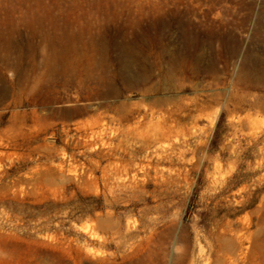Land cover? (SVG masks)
Here are the masks:
<instances>
[{
  "label": "rangeland",
  "instance_id": "rangeland-1",
  "mask_svg": "<svg viewBox=\"0 0 264 264\" xmlns=\"http://www.w3.org/2000/svg\"><path fill=\"white\" fill-rule=\"evenodd\" d=\"M256 99L264 0H0V264H264Z\"/></svg>",
  "mask_w": 264,
  "mask_h": 264
},
{
  "label": "bare ground",
  "instance_id": "bare-ground-1",
  "mask_svg": "<svg viewBox=\"0 0 264 264\" xmlns=\"http://www.w3.org/2000/svg\"><path fill=\"white\" fill-rule=\"evenodd\" d=\"M67 43V42H66ZM66 45V44H64ZM75 50V49H73ZM62 54V53H61ZM137 54V53H136ZM141 55V54H140ZM117 57V56H116ZM143 57V56H142ZM121 58H123L121 56ZM129 60V59H128ZM177 62V61H176ZM182 62V61H181ZM97 64V63H96ZM86 65V64H85ZM136 66V65H135ZM86 68V67H85ZM58 69V68H57ZM74 70V69H73ZM126 68L124 69V72L120 75V76H125L126 74ZM143 72V71H142ZM50 74V73H49ZM64 74V73H63ZM66 74V73H65ZM164 75V74H163ZM107 79V78H106ZM101 82V81H100ZM162 82H163V88L161 90V93L162 95H168V94H171L175 91H178L179 88H177L174 84H173V81L171 79V77L167 76V77H164L162 78ZM104 86V85H103ZM32 90V89H31ZM184 90V89H183ZM182 90V91H183ZM32 92V91H31ZM147 92H150V89L146 90L145 93ZM178 98V97H177ZM168 99H171V97H169ZM167 101H170L168 100ZM174 100V99H173ZM241 100V99H240ZM262 100V99H261ZM261 100H254V102L252 103L251 105V108H254V109H259V110H263L264 111V102H262ZM156 104V103H155ZM115 111H117L116 109H113ZM194 111V110H193ZM197 111V110H195ZM192 110L188 109L187 107L185 106H178V110L175 111V112H170L167 114V117L163 119V123L165 125H169V127H173V126H177V125H184L186 122L190 121V120H195L194 116H193V113H191ZM122 119L124 121H129L131 116L129 114V112H126L124 113V115L121 116ZM169 123V124H167ZM171 124H173V126H170ZM158 130V129H157ZM161 130V129H159ZM159 133V132H158ZM132 135V134H131ZM130 135V136H131ZM167 137V131L165 132H162L161 134H154L152 136V142H156L157 140H159L160 138H165ZM135 138V137H133Z\"/></svg>",
  "mask_w": 264,
  "mask_h": 264
}]
</instances>
